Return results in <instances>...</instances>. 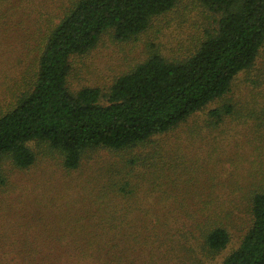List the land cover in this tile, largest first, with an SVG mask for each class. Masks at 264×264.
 I'll return each mask as SVG.
<instances>
[{"label": "rangeland", "instance_id": "374dc122", "mask_svg": "<svg viewBox=\"0 0 264 264\" xmlns=\"http://www.w3.org/2000/svg\"><path fill=\"white\" fill-rule=\"evenodd\" d=\"M76 1L0 0V115L34 89L47 38ZM219 18L201 0H178L132 40L117 41L108 30L71 57L68 88H99L106 103L115 80L152 46L181 59ZM225 103L232 112L212 118L210 110ZM29 146L37 158L31 167L1 160L0 264H220L249 229L252 196L264 187V45L225 96L142 146L90 149L74 172L40 141ZM130 166V180L143 185L137 193L106 198L92 182L108 167L129 177ZM205 218L229 231L219 253L204 246Z\"/></svg>", "mask_w": 264, "mask_h": 264}, {"label": "trees", "instance_id": "16d2710c", "mask_svg": "<svg viewBox=\"0 0 264 264\" xmlns=\"http://www.w3.org/2000/svg\"><path fill=\"white\" fill-rule=\"evenodd\" d=\"M177 2H75L47 38L34 89L0 115V185L5 183L4 156L22 169L36 162L29 146L32 141L55 150L63 168L74 172L82 168L90 149L127 151L170 132L225 96L236 76L253 67L264 45V0H201L220 18L218 27L213 32L207 30L191 53L170 60L152 46L141 63L115 80L106 103L101 101L99 88L69 90L72 56L94 48L108 30H113L120 42L136 38ZM232 110L233 106L225 103L211 109L210 115L219 120ZM130 161L136 162L135 156ZM128 170L129 177H119V171L102 168L92 182L101 184L104 197L124 198L143 187L130 180L131 166ZM251 214L252 223L240 244L220 264H264V187L252 196ZM215 219L205 218L199 224L206 226L203 243L212 254L224 250L231 240L228 229Z\"/></svg>", "mask_w": 264, "mask_h": 264}]
</instances>
